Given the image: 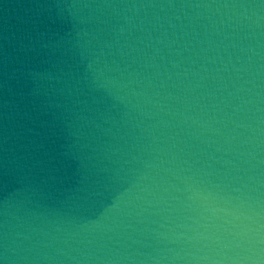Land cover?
Here are the masks:
<instances>
[{
	"label": "water",
	"instance_id": "water-1",
	"mask_svg": "<svg viewBox=\"0 0 264 264\" xmlns=\"http://www.w3.org/2000/svg\"><path fill=\"white\" fill-rule=\"evenodd\" d=\"M222 3L0 0V230L65 227L40 171L54 142L146 189L148 227H174L166 209L187 170L229 168L230 137L247 135L233 95L264 92V76L238 72L249 57L264 64V49L240 50Z\"/></svg>",
	"mask_w": 264,
	"mask_h": 264
},
{
	"label": "clouds",
	"instance_id": "clouds-1",
	"mask_svg": "<svg viewBox=\"0 0 264 264\" xmlns=\"http://www.w3.org/2000/svg\"><path fill=\"white\" fill-rule=\"evenodd\" d=\"M221 7L226 11L219 13ZM218 14L235 22L241 51L251 50L253 41L264 49V7L223 0ZM238 72L260 78L264 64L249 57ZM233 100L240 105L236 126L247 135L230 137L229 168L187 170L178 189L184 198L171 197L166 209L174 225L167 232L148 227V209L141 206L146 189L59 152L54 142L40 171L65 227L44 233L45 239L0 230V264H264V92L242 85ZM132 219L143 225L134 233L128 231Z\"/></svg>",
	"mask_w": 264,
	"mask_h": 264
}]
</instances>
